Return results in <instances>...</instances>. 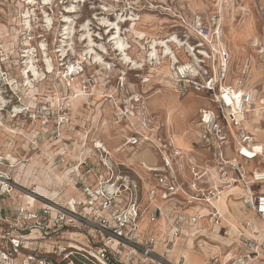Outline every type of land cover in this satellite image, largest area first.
I'll return each mask as SVG.
<instances>
[{"label":"rangeland","instance_id":"1","mask_svg":"<svg viewBox=\"0 0 264 264\" xmlns=\"http://www.w3.org/2000/svg\"><path fill=\"white\" fill-rule=\"evenodd\" d=\"M45 2L0 0V172L8 177V189H12L13 196L12 199L9 195L2 196L4 199L28 198L39 202L36 195L49 200L56 197L58 202L62 195L61 179L56 178H61L62 174L59 157L66 152L68 159L74 160L73 152L84 143L89 146L94 141L106 143L116 162H122L121 154L131 156L145 148L156 157L149 146L129 148L125 143L126 137L139 130L144 110L152 122L160 126L162 135L164 132L174 134L176 145L183 140L194 149V154L201 153L202 146L196 143L198 109L211 105L209 94L195 92L179 82L172 70L174 66L167 59L151 65L146 57L148 42L155 37L174 34L192 45L195 39L189 24L194 15L221 19L222 44L230 56L229 71L223 83L243 88L254 101L258 110L249 111L244 125L264 144V69L260 64L262 57L257 56L252 47L254 39L263 37L264 25L252 6L241 9L233 1L225 0L221 11V0ZM128 17L136 20L125 22ZM117 19L122 20L119 23L121 41L130 46L128 55L139 60L138 69L121 61V56L114 51L112 34H107L110 28L104 26ZM66 31L71 32L69 37L63 34ZM28 49L41 80L25 91ZM61 49L67 52L64 59L60 56ZM173 50L179 63L193 62L182 50ZM95 54L101 56L110 71L90 63ZM158 55L161 56L160 51ZM47 63L52 65L50 71ZM216 64L215 59L206 62L211 72ZM73 68L74 73L71 72ZM145 78L147 82L142 83ZM134 95H139V99H132ZM185 144L183 146H187ZM130 167L141 177L137 181L142 190L151 184L150 172L135 163ZM134 172L130 171V175L136 179L138 176ZM259 189H264V184ZM143 192L140 197L145 199ZM231 200L233 205L241 203H236L233 197ZM226 217L235 226V231L230 227V236L224 233L228 230L227 223H221V229L215 230L203 224L202 231L192 236L195 247L191 253L204 258L205 264L210 263L209 257L218 256L237 244L232 236L241 231L238 219L242 224L244 221L261 224L248 211ZM69 237L79 239L73 233H69ZM201 240L209 246L205 255L198 249ZM177 251L185 253L183 249ZM180 256L178 262L184 264Z\"/></svg>","mask_w":264,"mask_h":264},{"label":"built area","instance_id":"2","mask_svg":"<svg viewBox=\"0 0 264 264\" xmlns=\"http://www.w3.org/2000/svg\"><path fill=\"white\" fill-rule=\"evenodd\" d=\"M231 1L241 6L245 0ZM252 1L264 25V5L260 0ZM189 25L195 42H184L206 56L198 54L199 62H177L172 70L179 82L209 94L211 105L198 109V139L208 152L205 167L190 165L189 179L179 177L183 154L174 148L173 137L162 135L160 126L143 109L139 130L126 137L125 143L149 146L156 152L158 165L141 164L152 174V184L142 190L137 179L112 160L101 141H94L91 151L76 160L62 154L61 173L73 180L82 197L60 203L34 195L39 206L28 198L19 203L16 217L0 220V264H14L20 253V264H179V260L167 259L175 240L202 219L219 225L223 214L216 202L231 196L237 187L245 191L239 198L244 211L264 226V193L255 189L264 181V172L247 169L251 160L264 155V144L254 140L241 124L243 115L253 107L251 98L244 90L223 83L230 56L222 44L221 19L214 16L204 20L194 15ZM252 47L264 57V35L254 39ZM214 59L217 64L211 72L206 62ZM7 179L0 172V196L12 199ZM142 191L146 204L140 197ZM158 201L171 207L165 215V236L160 239L142 229L143 221L155 223L163 214L164 207L157 205ZM243 226L245 231L239 238L244 248L228 251L223 261L212 257L210 264H264V228L249 221ZM32 232L36 235L30 236ZM69 233L83 239L69 237Z\"/></svg>","mask_w":264,"mask_h":264},{"label":"crops","instance_id":"3","mask_svg":"<svg viewBox=\"0 0 264 264\" xmlns=\"http://www.w3.org/2000/svg\"><path fill=\"white\" fill-rule=\"evenodd\" d=\"M260 2L264 5V0H260ZM247 5H250V6H252L253 8H254V10H255V12H256V9H255V6H254V4H253V1L252 0H245L244 2H243V4L241 5V6H239L241 9H243V8H245ZM257 13V12H256ZM194 17V16H193ZM193 19V18H192ZM191 19V20H192ZM203 19L204 20H207L208 19V17H203ZM191 22V21H190ZM222 25V24H221ZM223 29V28H222ZM257 54V53H256ZM257 56H259L258 54H257ZM262 57V61H261V65H262V67H263V59H264V57L263 56H261ZM263 69H264V67H263ZM226 84V83H225ZM237 90H244L243 88L241 89V88H239L238 87V89ZM251 101H252V99H251ZM252 109L250 110V111H256V110H258V108H256V105H255V103H254V101H252ZM249 113V112H248ZM248 113H246V114H244L243 115V120L241 121V124L246 128V126L244 125V121H245V116L246 115H248ZM241 116V114H238V118ZM247 129V128H246ZM247 131L253 136V138H254V140H256L257 142H260L259 140H257L256 138H255V136L252 134V132H250L248 129H247ZM165 134H168V133H166V132H164ZM197 133V132H196ZM169 135V134H168ZM170 135L171 136H173L174 134H171L170 133ZM196 138H197V142L196 143H199V145L201 146V144H200V142H199V137H198V133L196 134ZM174 141V140H173ZM182 141V144H175V142H174V148H176V149H178V150H180L181 151V153L183 154V159L181 160L182 162H181V165H182V167H181V169H182V173H179V177H181L183 180H188L189 179V177H190V174H189V166L190 165H194V166H196L198 169H203L204 167H205V165H206V160H207V158H208V152L205 150V148H203L202 147V149L200 150V152L201 153H199V152H196V154H194L193 153V151H194V149L192 148V147H188V145L187 144H185V142H183V140H181ZM104 145H105V147L108 149V146L106 145V143H104V142H102ZM183 144H185V145H187V146H183ZM90 145H92V144H90ZM128 147L129 148H134V147H142V145L141 146H130V145H128ZM109 150V149H108ZM113 150H117V148L116 149H113ZM91 151V146H89L88 144H86V143H84V144H82L75 152H73V155H74V160H76V159H78L80 156H77V154L79 153V152H82V154L84 155V154H87L88 152H90ZM109 152H110V150H109ZM149 153V154H148ZM193 153V154H192ZM227 153L228 154H231L230 152H229V150L227 151ZM67 158L69 157V155H68V153H63ZM82 154H81V156H82ZM190 154V157L188 156ZM110 155H111V158H112V160L115 162V163H117V164H119L120 165V168H122V169H126V170H128V172L130 173V171L132 172H134L135 170L133 169V168H131L130 167V165L131 164H137L138 165V167H140V169H143L142 168V166H141V164L142 163H144V164H148L149 166H156V165H158L159 164V158H157V156L155 157V156H153V154L148 150V148L146 149H144V150H140V151H136L135 152V154H133V155H131V156H128L127 154H121V158H122V162H116L115 161V157L113 156V154L112 153H110ZM184 156H185V158H184ZM115 158V159H114ZM263 158V159H262ZM252 161H254V164H252L253 162ZM61 168H62V166H61ZM247 169L249 170V171H251V170H259V171H263L264 172V155L261 157V158H255V159H253V160H251L250 162H249V164L247 165ZM142 171V170H141ZM146 171V170H145ZM134 173H136V172H134ZM136 176H138L139 174L138 173H136L135 174ZM60 177H61V180L62 181H60V183H59V186H60V190H61V192H62V195L61 196H59L60 197V200L59 201H62V203L64 202H67L69 199H79V198H81L82 197V195L80 194V192H79V190L77 189V187L75 186V184H74V182H73V180L71 179V178H68V177H65L63 174H61L60 175ZM136 179H141V177L140 176H138V178H136ZM152 182H153V179H152ZM152 182H151V184H152ZM261 184H264V181L263 182H261V183H259V184H257L256 185V190L257 191H259V192H262V193H264V189H259V186L261 185ZM146 188V187H145ZM144 189V188H143ZM230 194H232L231 196H229L230 197V199H229V197L227 196V195H225V196H227L228 197V204H229V206L231 207H233V209H231L230 207V209H231V211H232V213H236L237 215H239V214H241V213H243L244 212V207H243V204H242V202H241V200L239 199L241 196H244L245 195V191L241 188V187H237V188H234L232 191H231V193ZM145 195V194H144ZM143 195V196H144ZM145 197V196H144ZM234 198L235 199V201H236V203H240V204H236V205H232V201H231V198ZM56 197H54V198H50V199H52V200H54ZM240 200V201H239ZM54 201H56V199L54 200ZM58 201V202H59ZM146 198L144 199V198H142V203H144V204H146ZM217 202H218V200H217ZM216 202V205H217V207L219 208V206H218V203ZM19 203H25V198L23 199H21L20 201L18 200V201H10V200H6V199H4L2 196H0V220H3V219H12V218H14V217H16V215H17V213H18V204ZM31 203L33 204V205H36V203H40V202H32L31 201ZM157 205H159L160 207H164V208H162V212H163V214L161 215V216H159L158 218H157V220H156V222L155 223H152V224H147V222H145V221H143V225H142V229H143V231L144 232H146L147 234H151V235H153V236H155L156 238H162V237H164L165 236V233H164V231L162 232V230L163 229H166V217H165V215H168V213H169V211L171 210V207L169 206V205H167L166 203H163V202H161V201H158L157 203H156ZM236 207H238L240 210H241V212H237L238 210H237V208ZM234 208H235V210H234ZM220 209V208H219ZM220 211H221V209H220ZM222 212V214H223V220L221 221V223H225L224 222V215L226 216L227 214H226V212H223V211H221ZM10 217V218H9ZM253 217H255L254 215H253ZM239 218V217H238ZM251 218V217H250ZM256 218V217H255ZM239 220L240 219H238V222H237V225H238V227L241 229V231H239L238 233H235L232 237H234V241H236L237 242V244L235 245V246H233V247H231L230 249H228V250H226L224 253H222V254H219L218 256H214V257H218L219 259H220V261H223L224 259H225V255L228 253V251H232L233 249H243L244 248V244H243V242L240 240V238H239V234H240V232H243V231H245L244 230V226H243V224L241 223V222H239ZM256 220H257V218H256ZM257 221H259V220H257ZM219 224V225H213V224H211L206 218L205 219H202V220H200L192 229H186L185 230V232H183V234L182 235H180L176 240H175V244L173 245V247H172V249H171V251L169 252V259L171 260L173 257H174V262H176V261H178L179 260V256H180V254L182 253V252H178L177 250H178V247L179 246H181V247H183L184 246V243H185V239L187 238V237H189V235L190 236H195V235H197L200 231H202V225L203 224H207V226L208 227H211V228H213V230H215L216 228H217V226H218V228L217 229H221V226H222V224ZM254 225H255V222L253 221L252 222ZM255 226H260L261 228H264V226H263V224L261 223V224H256ZM226 227L228 228V230H226L225 229V227H222V228H224L225 230H224V233H225V235H227V236H230L229 234H228V231H230V227L229 226H227V224H226ZM247 232L248 233H250L251 232V228H249L248 230H247ZM195 234V235H192V234ZM33 235H36V233H30V236H33ZM80 239L82 238L81 236L79 237ZM83 239V238H82ZM183 240H184V242H183ZM182 242V244L181 245H179L180 243ZM163 248H161V247H159V250H162ZM182 254H187V253H182ZM178 255V256H177ZM22 254L20 253V254H18V255H16L15 256V258H14V260H13V262H14V264H20V261H21V258H22ZM175 256H177V257H175ZM199 256V255H198ZM172 257V258H171ZM188 257V254L186 255V258ZM211 258L212 257H209V260H211ZM210 264V263H209Z\"/></svg>","mask_w":264,"mask_h":264},{"label":"bare ground","instance_id":"4","mask_svg":"<svg viewBox=\"0 0 264 264\" xmlns=\"http://www.w3.org/2000/svg\"><path fill=\"white\" fill-rule=\"evenodd\" d=\"M43 2L46 3L45 0H43ZM224 2H225V0H221V6H220V10L221 11H222V8H223L222 4ZM134 19L128 17V18H125L124 21L125 22L126 21H134ZM121 21L122 20L117 19L116 22H109L108 25L107 26H104V27H109L110 28V30L107 32V34H112V36H111L110 39L113 41L115 53L117 55H120L121 56L120 60L121 61H125V63H128L129 65L131 64L132 65L131 66L132 69H138V68H140V65H138V62H137L139 60L132 59L128 55L127 48H130V46L127 45V44H125L123 41H121V37H120V27H119V23ZM63 34H67V37H69L70 34H71V32L66 31V32H63ZM83 41H85V39ZM172 45H173L174 48H176L178 50H182L184 52V54H186V56L190 60H192L193 62H199L200 61L199 58H198V54L199 55L206 56L205 53L202 52V51H197L196 52L195 51V48L191 47L187 42H184L181 39H178L176 35H174V34H168V35H165V36H162V37H155V38L151 39L148 42V48H147V52H146L147 53L146 57H149V59H148L149 60V63L151 65L154 64V63L155 64H160L161 63L160 59H167L169 61V63L171 64V66H174L178 62V60H177L176 54L174 53V50H173L174 48L172 47ZM158 51H160L161 56L158 55ZM180 54L183 55V53H180ZM66 55H67V52H65L64 49H61V55L60 56L63 57L62 59H64L66 57ZM26 58H27V63H26V66H25L24 69H26L25 71H27V75L24 78V80L26 81V84H25V87L23 88V90L28 91V90L34 88V86H35L34 83L35 82H39L41 80V78H40L38 72L34 68L33 61H32V56H31V52L29 51V49L26 51ZM90 63L93 64L95 67H99V69H101V70H105V71L108 70V71H110V69H111L110 67H108L107 63L104 62V60L98 54H95L92 57V59L90 60ZM46 68H47L48 71H50L52 69V65L50 63H47L46 64ZM47 70H45V72H48ZM30 71H31V73H30ZM71 72L74 73L75 72V68H73L71 70ZM171 74L172 73L170 72V75L169 76L174 81L175 80L174 79V76H172ZM71 75H72V73H71ZM30 77H32L33 79H30ZM147 80L148 79L145 78L141 82L142 83H145V82H147ZM238 91H241V90H238ZM131 98L134 99V100H138L139 99V95H134ZM77 100L78 99H76V101ZM5 106L6 105L4 104L3 107H5ZM3 107L1 109H3ZM17 112H19V111H17ZM253 117H254V115H253ZM254 120H256V119H254ZM168 121H169V118H168ZM172 137H173V140H174L175 139L174 138L175 136H172ZM56 178H58L59 180L61 179V178H59V176H57ZM60 181H62V180H60ZM29 190H34V189L29 188ZM39 197L45 198L44 196H39ZM228 197L227 196H222V197L219 198V200L217 202L219 208L221 209V211L226 212V214H227L226 216L232 215V212H231L232 206L230 207L229 204H228L229 203L228 202ZM45 199H48V198H45ZM229 199H230V197H229ZM231 203H232V205L234 204L233 201ZM226 216L224 215V222L227 223L228 226L231 227L232 230L235 231L234 224H232L231 221H227V217ZM217 228H218V226H217ZM237 232H238V230H237ZM190 235H189V237H187L185 239L184 246L183 247L179 246V249H178L180 251L183 249L185 251V253L188 254V257L186 258V255L187 254H182L180 256V258L183 259V262L185 261L184 264H205L204 258H202V257L200 258V256H197V255L196 256L195 255L193 256V254L191 253V249H193V247H195V242L193 241L194 237L192 239V236H190ZM183 242H184V240H183ZM181 244H182V242L179 245H181ZM198 246H196V247H198L199 251H201V253L203 255H205L206 254L205 252H206L207 248L209 247L208 244H207V242L204 241V240H201V243H199ZM213 248L214 249H217L218 247L217 246H214ZM171 249H170V251H171ZM167 259L170 260L169 259V255H168Z\"/></svg>","mask_w":264,"mask_h":264}]
</instances>
